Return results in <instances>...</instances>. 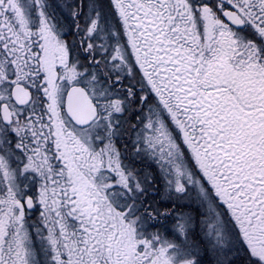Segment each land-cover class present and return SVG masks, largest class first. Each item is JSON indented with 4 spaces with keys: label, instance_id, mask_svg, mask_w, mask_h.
I'll list each match as a JSON object with an SVG mask.
<instances>
[{
    "label": "rangeland",
    "instance_id": "obj_1",
    "mask_svg": "<svg viewBox=\"0 0 264 264\" xmlns=\"http://www.w3.org/2000/svg\"><path fill=\"white\" fill-rule=\"evenodd\" d=\"M50 1H42L41 8L59 0ZM18 2L29 20L36 1ZM70 5L60 6L70 17L69 29L98 45L89 56L87 43L75 51L90 63L78 60L81 71L69 69L67 75L89 77L91 95L103 109L94 126L78 131V138L83 146L97 148L99 161L106 162L96 181L106 204L119 211L127 238L120 250L122 264H264V235L253 225L256 220L236 207L264 199V75H258L252 92L246 84L254 74L240 60L234 84L224 86L217 59L210 64L208 58L193 80L197 69H191L186 52L180 55L185 50L178 49L176 56L179 45L172 44L171 36H155L154 30L149 38L153 47H147L152 59L142 68L130 53L140 48L137 33L133 41L123 23L110 20L104 10L98 22L97 16L78 10L82 15L76 22ZM35 13L48 21L45 12ZM49 24L58 31L55 22ZM71 31L61 27L60 33L68 37ZM219 38L216 44H222ZM7 97L8 87L0 83V101ZM34 136L29 133L22 146L27 148ZM24 168L12 151L0 157V195L22 194L30 183ZM65 222L72 231L73 222ZM38 225L24 224L7 241L0 240L2 254L15 256L17 264H79L63 260L58 235L50 228L33 235L31 228Z\"/></svg>",
    "mask_w": 264,
    "mask_h": 264
},
{
    "label": "flooded vegetation",
    "instance_id": "obj_2",
    "mask_svg": "<svg viewBox=\"0 0 264 264\" xmlns=\"http://www.w3.org/2000/svg\"><path fill=\"white\" fill-rule=\"evenodd\" d=\"M92 2H98L110 20L121 21L133 41L135 33L138 34L140 48L130 53L141 60L142 68H146L147 58L152 59L153 53L147 47L153 45L149 38L154 36V30L155 36L166 35L169 39L171 36L172 44L179 45L174 51L176 56L178 49L185 50L180 55L186 52L187 58L192 59L191 69H197L193 80H198V69L209 63L208 58H212L210 64L217 59L224 86L240 74V60L248 62L250 74H254L246 84L252 92L258 75H264V0H75L76 22L81 17L78 10L87 11ZM35 3L36 8L26 21L18 0H0V62L5 65L0 66V83L8 87V97L0 101V157L12 151L25 165L23 176L30 180L22 194L8 191L0 195L1 203L8 204L0 205L3 235L0 240L4 243L24 224L40 222L37 229L31 228L33 235L45 228L54 231L62 245L59 250L63 252L60 255L63 260L72 258L79 264H122L120 250L124 249L127 238L117 216L119 211L111 210L106 204L96 181L102 170L100 166L106 162L99 161L97 148L95 151L83 146L78 138V131L94 126L103 109L93 97L100 115L85 128L76 126L66 114L65 95L73 84H82L90 95L92 92L88 87L89 77L68 79L69 61L75 65V61L78 64V60H84L88 66L90 59L75 54L83 46L71 47L69 40L50 35V24L35 13L42 9L41 5L37 9ZM228 10L243 18L244 28L237 29L228 22L225 18ZM49 14L48 11L46 16ZM218 35L223 45L214 42ZM92 50L96 53V49L92 47ZM86 51L91 55L90 49ZM80 67L78 64L75 70L81 71ZM29 133L35 136L33 143L25 148L22 145ZM262 202L263 198L260 202L251 199L236 207L255 219L253 225L264 235V204L262 210L258 208ZM65 219L73 222L72 231L66 227ZM4 250L0 249V264H17L15 256L2 254Z\"/></svg>",
    "mask_w": 264,
    "mask_h": 264
},
{
    "label": "bare ground",
    "instance_id": "obj_3",
    "mask_svg": "<svg viewBox=\"0 0 264 264\" xmlns=\"http://www.w3.org/2000/svg\"><path fill=\"white\" fill-rule=\"evenodd\" d=\"M35 1L38 3L37 6L40 8V5H43V2H44V4H45V2H46V1H49V0H35ZM42 1H43V2H42ZM91 1H92V0H91ZM50 2H51V1H50ZM46 6H48V8H46V9H43V8H42L41 11L45 12V18H46L47 20H48L47 17H48L49 15L46 16V13H47L48 11H53V12L56 14V17H54V18H51V17H50L49 21H47L48 24L50 23V20H51L52 22H57V23H59L60 25H62V27H66L67 29L71 28L70 25H71L72 23L69 22V21H67V19H64V18H63V16H64V15H67V14H66V13H63V12L60 10V6L65 7V2H64L63 0L58 1V2H52L51 4L49 3V4H47ZM83 8H84V7H83ZM100 10H104V9H101V6H99L98 2H92L90 8H88L87 11H85V10L83 9L82 12H84V14H87V13L89 12V15H90V16H97V17H98L97 22H98L99 19L101 18V15H99ZM104 11L107 12L106 10H104ZM82 12H81V15H82ZM57 14H58V15H57ZM57 17L60 18L59 21L56 20ZM49 29H50V35H51V36H55L56 39H58V40L65 39V41H66L67 38H68V39H71V41H72L71 44H72L73 47L76 46V48H79V47H81V46L86 45V43H87L88 45H92V44H93V41H92L91 39H89V40H87V41L85 40V38H86V39L88 38L87 35L85 36V38L81 39L80 36L78 35L77 31H75V30H72V31H71V32H72V36H68V37H67L66 34L60 33L59 31L53 29V28H52V25L49 26ZM73 43H75V45H73ZM67 49L69 50V52H72V51H70V48H69V47H67ZM69 69H71V70H75V69H74V66H73V64H72L71 61H69ZM140 77H141V78H139V76H138L139 79H142V76H140ZM143 78H144V77H143ZM145 79H146V78H145ZM76 85H78V84H73L72 87H75ZM76 90H77L79 93L83 92L84 94H86V95L88 96V98L90 99V101H91V96H90V93H89V90H88V89L84 88L82 85H78V86H76ZM95 112H96V116L100 115L99 110H95ZM76 113L79 114V113H80V110H77ZM66 114H67L70 118H72V117L70 116V114H69L68 109H67V111H66ZM87 118H88V117H87ZM87 118L84 119V120H87ZM72 119H73V118H72Z\"/></svg>",
    "mask_w": 264,
    "mask_h": 264
},
{
    "label": "water",
    "instance_id": "obj_4",
    "mask_svg": "<svg viewBox=\"0 0 264 264\" xmlns=\"http://www.w3.org/2000/svg\"><path fill=\"white\" fill-rule=\"evenodd\" d=\"M229 18L234 22L233 18ZM90 102L86 94L83 92L79 93L75 88L68 95L67 109L69 114L81 126L88 125L96 117L95 107ZM77 110H80L79 114L76 113ZM86 118L87 120H84Z\"/></svg>",
    "mask_w": 264,
    "mask_h": 264
}]
</instances>
